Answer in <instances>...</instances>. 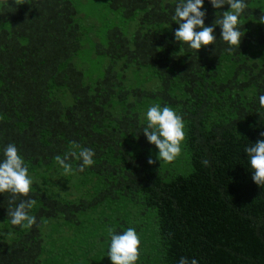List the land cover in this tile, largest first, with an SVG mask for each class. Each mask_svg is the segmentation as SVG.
I'll use <instances>...</instances> for the list:
<instances>
[{"label": "trees", "instance_id": "16d2710c", "mask_svg": "<svg viewBox=\"0 0 264 264\" xmlns=\"http://www.w3.org/2000/svg\"><path fill=\"white\" fill-rule=\"evenodd\" d=\"M179 2L0 3V161L15 144L32 185L11 207L36 201L25 229L0 193V264H112L108 229L129 227L141 240L135 264H264V186L245 152L264 139V0H244L232 54L219 25L198 52L177 42ZM229 7L204 0L205 26ZM87 51L100 68L81 61ZM156 104L185 124L172 163L143 134ZM73 141L94 164L65 175L55 157Z\"/></svg>", "mask_w": 264, "mask_h": 264}, {"label": "clouds", "instance_id": "9594fccd", "mask_svg": "<svg viewBox=\"0 0 264 264\" xmlns=\"http://www.w3.org/2000/svg\"><path fill=\"white\" fill-rule=\"evenodd\" d=\"M15 5H22L25 0H12ZM5 7H9V0H0ZM214 9H221L228 5L229 10L222 13L220 19H216L212 26H205L207 15L204 9V0H180L175 7L172 20L179 27L174 32L177 42L187 44L197 52L208 45H212L216 40L215 26L221 29V39L229 46L226 51L232 54L241 42V32L238 28L239 17L248 7L244 0H209ZM260 23L264 24V14L260 16ZM199 29V30H197ZM259 104L264 109V95L259 97ZM147 126L143 134L147 141L155 145L158 149L156 160L164 163H172L178 158L182 151V142L185 140V124L183 118L171 107L164 106L161 109L159 104L148 108L146 113ZM264 137V132L261 133ZM75 149H79L77 152ZM252 169V180L258 186H264V139L258 140L254 145L245 149ZM4 159L0 161V193H10V207L7 215L11 217L13 226H20L30 229L36 224V217L29 215V210L35 205L33 199L21 200L15 207H11L17 199L28 196L32 179L29 176L28 168L23 158L19 155L15 144H8L3 150ZM95 152L90 148H81L75 141L71 143L70 151L64 158L56 156L55 160L63 169L65 175L73 174L74 171L84 172L87 167L94 164ZM82 161L77 169H73L71 163L66 162L69 158ZM156 160L149 158L147 163L153 165ZM204 166H209L207 159L202 161ZM111 243L108 257L112 264H135L139 258V248L141 240L132 227H129L122 234H116L112 228L108 229ZM179 264H189V260L182 257ZM190 264H198L196 259H192Z\"/></svg>", "mask_w": 264, "mask_h": 264}, {"label": "rangeland", "instance_id": "374dc122", "mask_svg": "<svg viewBox=\"0 0 264 264\" xmlns=\"http://www.w3.org/2000/svg\"><path fill=\"white\" fill-rule=\"evenodd\" d=\"M86 17L87 15H90L93 13V11L95 10L93 4H90L86 7ZM86 45L85 43L83 44V46ZM87 46H84V50H86ZM82 50V51H84ZM81 61L85 64L89 65L90 69H97L100 68V65L96 63V60L92 57L91 53L89 51H87L85 54H83V56H81Z\"/></svg>", "mask_w": 264, "mask_h": 264}]
</instances>
